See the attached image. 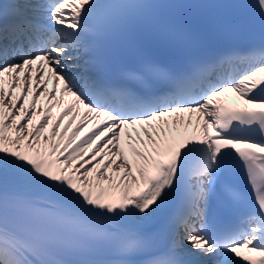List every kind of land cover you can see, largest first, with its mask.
<instances>
[{"label": "snow or ice", "instance_id": "6c2138e0", "mask_svg": "<svg viewBox=\"0 0 264 264\" xmlns=\"http://www.w3.org/2000/svg\"><path fill=\"white\" fill-rule=\"evenodd\" d=\"M193 22L252 42L195 55ZM241 262L264 264V0H0V264Z\"/></svg>", "mask_w": 264, "mask_h": 264}, {"label": "bare ground", "instance_id": "6f19581e", "mask_svg": "<svg viewBox=\"0 0 264 264\" xmlns=\"http://www.w3.org/2000/svg\"><path fill=\"white\" fill-rule=\"evenodd\" d=\"M234 96H235V94H234Z\"/></svg>", "mask_w": 264, "mask_h": 264}]
</instances>
